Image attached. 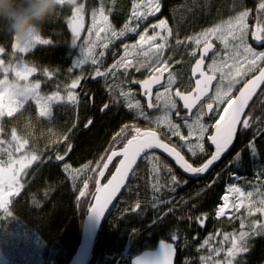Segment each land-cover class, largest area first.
I'll list each match as a JSON object with an SVG mask.
<instances>
[{
  "label": "trees",
  "instance_id": "trees-1",
  "mask_svg": "<svg viewBox=\"0 0 264 264\" xmlns=\"http://www.w3.org/2000/svg\"><path fill=\"white\" fill-rule=\"evenodd\" d=\"M132 1L84 0V12L88 15L101 8L121 30L128 23ZM161 7L159 17L179 42L226 21L242 7L249 11V24L258 28L260 42L250 38V44L264 50V0H162ZM72 16L73 7L67 4L0 0V82L1 68L23 61L34 69L29 82L38 86L42 97L55 100L49 118L33 102L0 118V163L8 167L11 155L20 157L21 144L35 159L24 191L0 212V226L9 220L3 226L6 230L12 224L37 230L47 245L45 264L70 263L80 244L99 172L107 156L121 149L132 133L123 129L125 115L116 95H107V85H87L88 65L75 67L76 38L69 30ZM29 28L51 45L21 57L13 53V45ZM263 64L264 59L244 82ZM91 98L94 107L89 110ZM106 103L109 112L100 118ZM62 159L73 166L90 162L86 178L74 191L62 172ZM115 167L111 165L102 185ZM214 171L198 184L186 180L158 154L142 160L101 227L90 264H131L160 241L175 243V264H199L202 240L210 234L217 249L228 239L213 264H264V85L246 112L231 152ZM232 176L238 177L236 183L244 190L246 203L231 219L214 220Z\"/></svg>",
  "mask_w": 264,
  "mask_h": 264
},
{
  "label": "rangeland",
  "instance_id": "rangeland-1",
  "mask_svg": "<svg viewBox=\"0 0 264 264\" xmlns=\"http://www.w3.org/2000/svg\"><path fill=\"white\" fill-rule=\"evenodd\" d=\"M39 1L42 4H67L73 7L69 30L77 21H81L80 35L74 41L77 55L74 65L77 68L88 65L90 78L93 80L99 79L105 82L107 78L113 79L111 92L117 95L119 104L124 105L126 100L130 99L125 81L126 75L131 69L135 71L137 77L141 72L146 75L152 72L158 73L160 51L170 46L171 49L174 48L175 52L182 45V43L180 45L178 38H174L172 35V28L166 23V20L159 17L162 0L132 1L128 23L121 30L116 29L113 21L109 18L110 15H107L101 8L91 10L87 15L84 12V0ZM190 37L184 39L187 41H184L183 46L191 48L190 54L192 56H195L196 51L206 43H213L218 49L217 53L223 56L226 61L231 62L232 74L225 82L228 90L231 86L244 82L264 59V50L255 49L250 44V38L256 43L260 42L258 28L249 24V11L242 7H239L238 12L226 21ZM170 44H173L174 47ZM49 45H51L49 40L41 38L35 29L29 28L16 37L12 51L14 54L24 57L39 47ZM113 51L114 54L119 53L117 58L110 59L108 65L104 67L100 65L107 61L108 56ZM165 52L163 56L166 55ZM217 53L215 54L219 56ZM1 65L2 61H0V67ZM235 70H237L236 74ZM1 71L0 118L19 111L28 102L35 103L43 111L45 118L51 116V107L55 100L42 97L39 94L38 86L29 82L34 76L32 67L23 61H17L12 66L1 68ZM222 88L223 86L221 90ZM223 96L226 98L228 92L224 93ZM123 105H121L122 110ZM115 113H112L113 116L116 115ZM160 117L164 121L168 119L167 114ZM85 120L83 124H85ZM206 131L207 127L204 128L200 122H196L191 132L201 142L200 140ZM3 144L9 147L7 143ZM18 147L22 150V152H17V155L22 156L21 158H13L15 156L11 155V163L8 167H4L6 163H0V212L5 211L12 199L23 191L24 183L31 173V169L29 171L28 169L35 164L34 157L26 153V146L21 144ZM61 164L62 172L69 177L71 190L74 191L86 178L90 162L78 166L67 164V161ZM237 180L238 177L236 176L230 177L222 194L223 198L227 190L233 193L235 196L231 200L236 207L233 206V212L231 211L232 213L228 218L221 217L217 209L214 220L230 219L232 215L244 207L246 194L236 183ZM8 221L5 220V223L0 226L2 229L0 232V264H45L44 253L47 245L36 232L37 230L35 231L29 225L18 224H12L6 230L3 226ZM212 235L210 234L202 240L199 264H213V258L221 252V244L228 241L227 238H224L219 249H217V244L212 240Z\"/></svg>",
  "mask_w": 264,
  "mask_h": 264
},
{
  "label": "water",
  "instance_id": "water-1",
  "mask_svg": "<svg viewBox=\"0 0 264 264\" xmlns=\"http://www.w3.org/2000/svg\"><path fill=\"white\" fill-rule=\"evenodd\" d=\"M80 24L81 21H77L71 28V34L75 38L80 35ZM213 52L214 47L210 44L200 49V58L192 68V78L199 77L195 81V88L190 95L179 96L181 104L189 114L193 113L199 105L210 97L216 78L207 76L202 72V69L203 59ZM116 57L117 54L113 58ZM263 85L264 64L255 76L242 85L237 96L225 108L220 117L222 120L210 138L209 145L214 152L211 158L200 168L191 167L178 151L163 142L154 132L141 133L130 140L123 149L111 153L99 172L95 194L83 222L80 244L69 264H90L101 227L114 210L137 165L146 155L155 153L167 159L177 172L189 181L202 179L207 173H210L218 162L231 151L236 133L242 125L245 114L261 92ZM161 86V79L150 77L140 84V91L143 95L145 92H152ZM146 99L149 100L148 97ZM103 112L105 113V111ZM90 127L91 123L85 129L88 130ZM118 159L119 162L112 175L106 184L102 185V180L110 165ZM176 257L175 243L160 241L154 249L144 251L133 258L131 264H175Z\"/></svg>",
  "mask_w": 264,
  "mask_h": 264
},
{
  "label": "flooded vegetation",
  "instance_id": "flooded-vegetation-1",
  "mask_svg": "<svg viewBox=\"0 0 264 264\" xmlns=\"http://www.w3.org/2000/svg\"><path fill=\"white\" fill-rule=\"evenodd\" d=\"M183 43L184 41L180 42L181 46L179 49H176L175 52L173 50L174 48L171 49L170 46H168V48L166 47L165 50L160 51V56L158 57V73L152 72L149 75H146L144 72H141L137 77L135 71L131 69L129 74L126 75L125 86L130 99L128 101L126 100L124 105L121 104L123 105L125 115L123 129L126 132H132L129 135L126 144L141 133L154 132L163 142L178 151L191 167L200 168L211 158L214 152L210 147L209 142L216 126L220 122L222 113L225 108L229 106V102L237 96L245 82H240L236 86H231L228 90L225 82L232 74V64L217 53L218 49L215 44L206 43L205 45H213L214 52L207 58L203 59L204 65L202 72L207 76L216 78V81L212 86L210 97L204 103L199 105L193 113L189 114L181 104L179 96H188L195 88V81L198 80L199 77H196L195 79L192 78V68L200 58L201 48L196 51L197 55L192 56L190 54V51H192L191 48H185ZM170 45L173 46V44ZM164 52L166 53L165 56H163ZM116 54L117 56L119 55V53ZM113 57L114 56L111 58L112 60H114ZM108 63L109 60L103 64V67L108 65ZM236 73L237 70H235V74ZM150 77H158L161 79L162 86L152 92L147 91L142 95L140 84ZM85 82L87 85L89 83L91 87L93 85H95V87L107 85V95L114 96V92H111V83L113 82V79L107 78L105 82H102V80L99 79L93 80L90 78L89 73ZM221 84L223 86L222 90ZM227 92L228 96L224 98L223 94ZM147 97L149 98L148 101L146 99ZM90 102L91 105L89 110H92L94 107L92 98ZM109 103H111V101ZM103 111H105V113ZM108 112L109 104L106 103L100 110V118ZM163 114H167V121H164L163 118L160 117ZM158 117H160V119H158ZM92 121V119L89 120L84 128H86L89 123L92 125ZM196 122H200L204 128L207 127V131L200 140L201 142H199L196 135H193L191 132L193 130V125ZM88 130L85 129V131ZM240 130L241 127L238 129L235 139ZM199 144L200 146H198ZM125 145L121 149H123ZM150 155L157 154H148L143 157L142 160H145ZM204 159H206L205 162L201 163ZM61 162L63 163L64 159H62ZM118 162L119 159L114 161L113 164L117 166ZM215 167L210 173H207L204 178L192 182H197L199 184V182L204 180L208 175L215 173Z\"/></svg>",
  "mask_w": 264,
  "mask_h": 264
},
{
  "label": "bare ground",
  "instance_id": "bare-ground-1",
  "mask_svg": "<svg viewBox=\"0 0 264 264\" xmlns=\"http://www.w3.org/2000/svg\"><path fill=\"white\" fill-rule=\"evenodd\" d=\"M241 191V189H239ZM235 196L233 193H231L229 190L226 191L225 195L223 196V205L218 208V213L221 217H228L230 215V212L232 211V203L231 198ZM132 261V260H131Z\"/></svg>",
  "mask_w": 264,
  "mask_h": 264
}]
</instances>
